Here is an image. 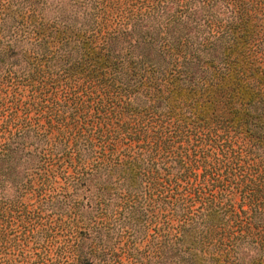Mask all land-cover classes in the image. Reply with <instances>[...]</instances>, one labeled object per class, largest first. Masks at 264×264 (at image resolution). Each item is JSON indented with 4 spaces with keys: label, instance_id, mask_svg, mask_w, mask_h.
<instances>
[{
    "label": "trees",
    "instance_id": "16d2710c",
    "mask_svg": "<svg viewBox=\"0 0 264 264\" xmlns=\"http://www.w3.org/2000/svg\"><path fill=\"white\" fill-rule=\"evenodd\" d=\"M0 264H264V0H0Z\"/></svg>",
    "mask_w": 264,
    "mask_h": 264
}]
</instances>
